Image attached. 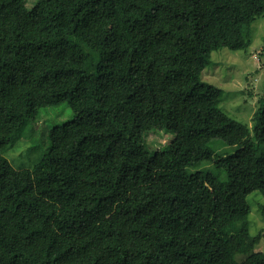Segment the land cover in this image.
Returning <instances> with one entry per match:
<instances>
[{
    "label": "trees",
    "instance_id": "16d2710c",
    "mask_svg": "<svg viewBox=\"0 0 264 264\" xmlns=\"http://www.w3.org/2000/svg\"><path fill=\"white\" fill-rule=\"evenodd\" d=\"M26 3L0 0V264H264L235 259L262 238L264 102L249 127L202 79L248 51L264 0ZM64 101L72 120L14 169L2 151Z\"/></svg>",
    "mask_w": 264,
    "mask_h": 264
},
{
    "label": "rangeland",
    "instance_id": "374dc122",
    "mask_svg": "<svg viewBox=\"0 0 264 264\" xmlns=\"http://www.w3.org/2000/svg\"><path fill=\"white\" fill-rule=\"evenodd\" d=\"M31 8L40 0H26ZM252 45L248 51L221 49L212 53V63L202 79L224 91L221 108L237 121L252 127L253 118L264 102V17L255 20L251 27ZM93 62H87V68H93ZM73 113L66 101L41 110L40 122L27 129L9 147L2 151L10 165L16 169H31L41 159L47 147V133L51 128L72 120ZM34 131L31 132L30 129ZM154 131V130H153ZM150 135L146 142L152 149L161 150L170 140L164 131ZM212 147L217 153L229 149L223 142L215 141ZM251 207L249 232L252 236L261 235V240L253 247L236 253L238 263L254 252L264 253V218L259 207L264 202L263 195L256 191L247 197Z\"/></svg>",
    "mask_w": 264,
    "mask_h": 264
}]
</instances>
